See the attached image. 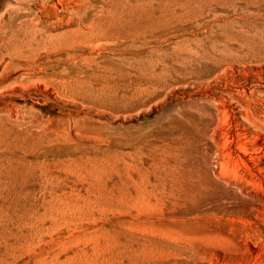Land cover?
I'll return each instance as SVG.
<instances>
[{"label": "rangeland", "instance_id": "374dc122", "mask_svg": "<svg viewBox=\"0 0 264 264\" xmlns=\"http://www.w3.org/2000/svg\"><path fill=\"white\" fill-rule=\"evenodd\" d=\"M73 6L0 39V264H264V0H0V38Z\"/></svg>", "mask_w": 264, "mask_h": 264}, {"label": "bare ground", "instance_id": "6f19581e", "mask_svg": "<svg viewBox=\"0 0 264 264\" xmlns=\"http://www.w3.org/2000/svg\"><path fill=\"white\" fill-rule=\"evenodd\" d=\"M43 1L48 4L53 0ZM19 3L27 5V0H19ZM78 6H80L79 3ZM39 8L42 9L43 5H39ZM80 10V7L73 6L70 9L71 14L68 17L62 16L59 11H56L55 14L47 13L44 16L45 20L37 15L32 17L27 15L25 16L23 23L20 26L17 25V28H14L13 25H7L6 27L11 31L10 33H6L0 39H17L18 37H20V39H40V42L45 44L51 43V46L56 44L57 39H89L93 36L92 27L83 28L75 22V16L79 14ZM69 47L76 49L75 45H70ZM10 62L11 61L7 63ZM205 162L207 163L206 159Z\"/></svg>", "mask_w": 264, "mask_h": 264}]
</instances>
